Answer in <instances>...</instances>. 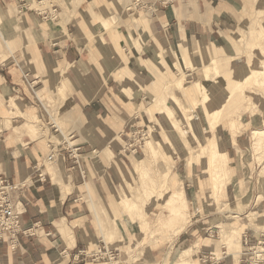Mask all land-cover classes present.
<instances>
[{
	"label": "rangeland",
	"instance_id": "rangeland-1",
	"mask_svg": "<svg viewBox=\"0 0 264 264\" xmlns=\"http://www.w3.org/2000/svg\"><path fill=\"white\" fill-rule=\"evenodd\" d=\"M70 1L36 0V9L43 15H33L32 8L23 7L25 3L20 0H0V64L22 63L32 71L27 92L33 103L25 100L23 106L14 105L15 113L19 109L38 116L41 123L37 137H44L50 144L40 167L61 170L65 182L71 179V172L64 166L60 168L59 163L50 164L48 158L54 153L57 158L62 152L80 146L72 129L78 123L70 105L68 77L61 68L44 60L33 61L34 66L29 63L35 58L38 29L55 32L65 28L68 20L62 19V12L71 13L65 6ZM228 2L230 10L210 33H191L179 41L180 30H175L173 36L165 38L168 50L165 58L160 52L163 70L151 66L149 73L138 57L133 60L136 55L131 36L145 45L149 43L139 28L131 29L122 41V48L115 41L117 52L106 38L108 29L105 31L101 25L94 37H88L90 42L86 46L104 45L107 51L110 49L113 61L125 73L123 78L131 91L128 95L120 88L118 97L123 101L134 100L129 116L112 107L107 110L110 116L103 120L117 138V148L114 147L117 142L113 141L104 149H91L93 160L80 157L87 182L91 178L98 186L106 183L105 179L108 183L106 194L93 192L94 205L101 206V210L95 213V220L91 207L95 228L87 244L89 256L77 264H193L192 257L199 264H235V257L228 254L230 249L241 252V264L260 263L253 253L259 246L264 248V224L259 219L264 216V0ZM123 7L117 3L116 12L103 10L102 17L93 21L102 23L106 18L110 28L116 29L121 24L120 18L128 15ZM48 11L50 15L45 14ZM133 14L137 23L141 18L152 19L151 12ZM2 38L9 42L10 51ZM203 45L209 46L206 53L211 59L201 58ZM146 51L150 58L145 56L144 61L152 60V51ZM186 53L192 56L195 65L191 66L196 74L184 85L188 75L178 78V74L185 68ZM129 57H133L131 65L125 61ZM137 76L141 83L134 82ZM234 79L235 83L241 82L235 94L243 98L235 105L228 96ZM179 80L182 84L177 92L175 84ZM63 84L66 87L61 92ZM42 90L47 94L37 98L36 94ZM148 106L152 120L142 111V107ZM155 112L160 113L157 118ZM10 116L9 123L2 120L0 126L7 123L8 127L17 128L24 124L22 118ZM58 125L65 130L62 137ZM121 126L125 129H120ZM214 130L217 137L213 146H201V138ZM255 131L263 133L255 136ZM150 133L156 141L154 158L146 148ZM213 147L222 150L220 159L212 157ZM189 159L194 169L190 168ZM206 166L210 173L205 171ZM182 182L187 196L184 206L171 200L173 191L183 187ZM13 184L20 186L15 195L20 201L17 194L28 188L30 180ZM234 229H240L241 235L231 237L235 244L230 245L225 238ZM187 249H191L189 256L185 255Z\"/></svg>",
	"mask_w": 264,
	"mask_h": 264
},
{
	"label": "crops",
	"instance_id": "crops-1",
	"mask_svg": "<svg viewBox=\"0 0 264 264\" xmlns=\"http://www.w3.org/2000/svg\"><path fill=\"white\" fill-rule=\"evenodd\" d=\"M136 1L71 0L70 4L65 5L71 13L62 12L64 15L62 19L68 20L65 28L61 27L55 32L38 29L35 58L29 65L34 66L33 61L44 60L59 69L61 68L66 73L70 88V105L77 116L78 123L72 127L76 132L75 142L80 145L76 148L79 151L83 150V153L78 151L80 157L86 156L89 160L94 159L91 149H104L109 142L113 141L117 142L114 147L118 146L112 129L103 121L109 115L107 110L112 107L124 110L127 117L133 111L131 102L134 100L131 98V100L123 101L118 97V89L123 88V93L128 95L131 89L130 84L126 83L127 80L123 78L125 73L119 70L118 65L113 61L112 51L110 49L107 51V47L104 45L86 46L90 42L88 37L95 36L94 32L97 26L101 25L105 31L108 29L105 35L112 46L114 45V52H117L115 41H118L122 48V41L126 35H130L131 29L133 30L135 27L142 30L147 35L149 43L145 45L140 42L141 39L131 36L136 57L134 59L129 57L125 61L131 65L130 59L135 60L138 57L147 72L150 73L151 66L162 69L165 65L160 55L162 51V56L165 58L164 53L168 52L164 45L165 38L173 36L175 30H180L179 41L187 39L188 34L191 33H210L214 24L222 19L231 8L228 0H178L173 7L157 5L156 11L151 15L152 19H146V22L141 25L133 20L132 16L135 15L133 13L137 11L149 13V11L142 7L135 8ZM155 2L156 0H140V4L152 5ZM22 3H25L23 7L32 8L30 11L33 12V15L36 13L43 15L36 9L38 8L35 5L36 0L31 5H29L30 0H25ZM117 3L124 5L123 9L128 13L120 18L121 24L118 28H110L109 20L106 18L102 23L93 21L99 16L102 17L103 10H105L104 12L112 13L114 10L116 12L115 5ZM61 9L65 10L63 7ZM45 14L50 15V12H45ZM65 32H67V36H65ZM59 33L64 36L59 37ZM1 40L10 51L9 42L3 38ZM159 45L164 47L163 50ZM208 47L204 46L205 50L200 53L201 58L211 59L206 53ZM147 49L152 51L150 53L152 60L150 61H144L145 56L150 58ZM156 50L157 52H153ZM122 52L123 50L120 55H123ZM183 57L185 61L183 68H185L178 74V78L188 75L184 79L183 84L185 85L193 80V74L196 72L192 70V66L195 64L192 65L191 54L186 53ZM19 65L12 62L5 65L0 64V123L2 120H7L9 123V119L12 118L10 115L22 118L24 123L17 128L8 127L7 123H2L0 126V177L7 178L13 183L30 180L28 188L23 189L17 196L20 199L18 201L20 208L25 212L21 217L23 225L25 227L36 226L37 234L33 237L20 235L15 250L11 248L7 240L1 242L0 264H77L79 260L89 256L87 244L91 241L95 228L91 220V207L95 220V213L101 210V206L94 205L93 192L98 195L106 194L108 181L105 179L106 183L102 182L101 186L92 182L91 178L87 182L85 175L83 176L80 171V168L84 171L83 167L75 165L74 160L70 157V151L62 152L55 161L60 164V168L64 166L71 172V179H67V182L64 181L65 178L61 170L56 168L46 170L40 167L49 152L50 144L44 140V137L41 139L37 137L41 122L34 112L25 113L17 109L15 113L14 105L16 108L18 105L23 106L25 100L30 101L28 103H33L30 93L27 92L31 88L29 77H31L32 71L26 64ZM123 66L125 71L129 69L127 66ZM134 82L141 83L138 76L134 78ZM65 87L64 84L60 87L61 92L65 90ZM46 94L47 92L42 90L36 96L44 98ZM116 98H119L123 104L118 103ZM149 106L142 107V111L147 113L152 120ZM32 108L35 107L32 106ZM154 114V117L157 118L160 113L155 112ZM58 127L61 131L60 136H64L65 130L60 125ZM120 129L124 130L125 127L121 126ZM103 151L100 150V153ZM36 165H38L39 171L36 170ZM41 172L44 173L45 179H41ZM182 184L185 190L184 183L182 182ZM240 243L242 244V236ZM192 261H194L193 264H199V262L195 263L193 257ZM258 261L260 263L252 264H264V256Z\"/></svg>",
	"mask_w": 264,
	"mask_h": 264
},
{
	"label": "built area",
	"instance_id": "built-area-1",
	"mask_svg": "<svg viewBox=\"0 0 264 264\" xmlns=\"http://www.w3.org/2000/svg\"><path fill=\"white\" fill-rule=\"evenodd\" d=\"M25 0H22L24 2ZM178 0H156L154 4L141 3L137 0L134 4L137 7H142L152 14L156 11V6L173 7ZM133 8V7H132ZM79 149L70 152V157L74 160L75 165L81 167V158L78 154ZM56 161V154H52L48 158L50 164ZM36 170L39 171L38 166ZM81 174L84 176V171L80 168ZM41 179L44 178V173H40ZM20 186L11 183L8 179L0 177V243L7 240L11 248H17V239L20 235L33 237L37 234V227H25L22 223V215L25 213L20 208V202L15 199L16 193L20 190Z\"/></svg>",
	"mask_w": 264,
	"mask_h": 264
},
{
	"label": "bare ground",
	"instance_id": "bare-ground-1",
	"mask_svg": "<svg viewBox=\"0 0 264 264\" xmlns=\"http://www.w3.org/2000/svg\"><path fill=\"white\" fill-rule=\"evenodd\" d=\"M43 2H39V4H42ZM146 22V19L145 18H141L140 19V21L138 22L139 24H144ZM170 51V50H169ZM161 54V53H160ZM162 55V54H161ZM242 69V68H241ZM241 69H238V70H241ZM238 80V79H237ZM233 82H234V85L232 86V87H230V91H231V93H229L228 94V96L229 97H231L233 100V105H235V103H237L238 101H240V96H236L237 94H235L236 92H237V90H238V88H240V84H241V82H239V83H235V79L234 80H232ZM182 84V81L181 80H179V81H177V83L175 84V87L177 88L176 90H177V92L178 91H180L179 90V88H180V85ZM222 85V84H221ZM221 85H220V87H221ZM219 87V86H218ZM182 91V90H181ZM175 94V93H174ZM241 99H243V98H241ZM231 101V102H232ZM229 105V104H228ZM205 107H206V105H205ZM236 109V108H235ZM209 114L210 113H208L207 115H208V119H210V116H209ZM211 132H213L212 134H210V135H206L207 137L205 138H201V142H202V144H201V146L202 145H205V146H207V145H210V146H213V142L215 141V139H216V137H217V134H216V132H215V130L214 131H211ZM263 132L262 131H255V136H259L260 134H262ZM207 142V143H206ZM156 143V141H155V138H154V136L150 133V135H149V137H148V139H147V141H146V148L148 149V151H150L151 153H150V157H152V158H154V154H153V152L155 151L154 149H155V147H154V144ZM221 154H222V150H218V151H216L215 150V147H213L212 148V157L214 158L215 156L218 158V159H220V157H221ZM193 159V158H192ZM192 159H189V166H190V168H192V169H194V165H193V161H192ZM209 161H210V163H211V161H212V159L211 158H209ZM205 171L207 172V173H210V168H209V166H206L205 167ZM212 174V173H211ZM211 179H214V176L213 175H211ZM172 198L173 199H171L173 202H180L182 205L186 202V198H185V191H184V189H183V187L178 191V192H175V191H173V194H172ZM184 206V205H183ZM259 219H262V223L264 224V216L263 217H261V218H259ZM256 223H258V222H256ZM262 229L264 230V225H263V227H262ZM120 233V232H119ZM241 235V232H240V229H234V231L232 232V233H230L226 238H225V242L226 243H228V244H230V245H234L235 244V241L233 240V239H231V237H236V236H240ZM105 238H107V237H105ZM236 246H238V245H236ZM238 249V248H237ZM190 250L191 249H187L186 250V252H185V255L186 256H189L190 255ZM239 250H240V247H239ZM256 252H254L253 253V255H255V259L256 260H260V259H262V257H263V253H264V248L263 247H261V246H259V247H257L256 248V250H255ZM229 254H231V255H234V257H235V259H236V264H240L239 263V257H240V254H241V252H233V251H231V249H230V252H229ZM253 257V256H252ZM255 260V261H256ZM253 261V260H252Z\"/></svg>",
	"mask_w": 264,
	"mask_h": 264
}]
</instances>
